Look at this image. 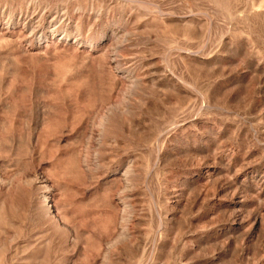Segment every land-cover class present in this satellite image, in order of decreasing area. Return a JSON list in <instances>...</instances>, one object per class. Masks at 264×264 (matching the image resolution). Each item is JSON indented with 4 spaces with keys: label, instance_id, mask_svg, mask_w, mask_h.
<instances>
[{
    "label": "rangeland",
    "instance_id": "1",
    "mask_svg": "<svg viewBox=\"0 0 264 264\" xmlns=\"http://www.w3.org/2000/svg\"><path fill=\"white\" fill-rule=\"evenodd\" d=\"M0 264H264V0H0Z\"/></svg>",
    "mask_w": 264,
    "mask_h": 264
},
{
    "label": "bare ground",
    "instance_id": "2",
    "mask_svg": "<svg viewBox=\"0 0 264 264\" xmlns=\"http://www.w3.org/2000/svg\"><path fill=\"white\" fill-rule=\"evenodd\" d=\"M130 171H131L130 168L129 169H126V171H125L126 172V175H128L130 173ZM114 240H115V238H113L111 241H109L107 245L109 246L112 243V241H114Z\"/></svg>",
    "mask_w": 264,
    "mask_h": 264
}]
</instances>
